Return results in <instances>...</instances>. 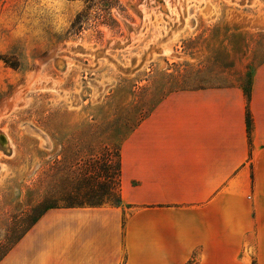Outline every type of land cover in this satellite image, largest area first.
<instances>
[{
	"label": "rangeland",
	"instance_id": "1",
	"mask_svg": "<svg viewBox=\"0 0 264 264\" xmlns=\"http://www.w3.org/2000/svg\"><path fill=\"white\" fill-rule=\"evenodd\" d=\"M37 2L0 94V255L164 97L246 88L264 58V0Z\"/></svg>",
	"mask_w": 264,
	"mask_h": 264
},
{
	"label": "crops",
	"instance_id": "2",
	"mask_svg": "<svg viewBox=\"0 0 264 264\" xmlns=\"http://www.w3.org/2000/svg\"><path fill=\"white\" fill-rule=\"evenodd\" d=\"M39 16L0 0V94ZM249 112L250 144L242 87L167 95L120 145V206L48 210L0 264H264V58Z\"/></svg>",
	"mask_w": 264,
	"mask_h": 264
},
{
	"label": "trees",
	"instance_id": "3",
	"mask_svg": "<svg viewBox=\"0 0 264 264\" xmlns=\"http://www.w3.org/2000/svg\"><path fill=\"white\" fill-rule=\"evenodd\" d=\"M242 91L245 98L246 133L250 144L251 117L249 112V101L251 94V75L249 77L248 86L246 88L242 87ZM109 150V148H103L99 159L90 158L87 160L83 166V173L74 180V182L67 184L66 192L61 193L58 197L53 199L51 206L44 207L43 211L31 221L28 229L23 231L12 246L0 255V261L48 210L120 206V146L115 149L114 162L108 158ZM42 204H44V202H42Z\"/></svg>",
	"mask_w": 264,
	"mask_h": 264
}]
</instances>
